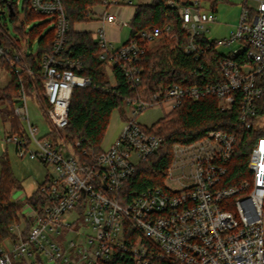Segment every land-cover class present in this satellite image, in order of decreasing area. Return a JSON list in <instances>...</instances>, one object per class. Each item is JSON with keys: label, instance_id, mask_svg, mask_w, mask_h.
<instances>
[{"label": "built area", "instance_id": "built-area-1", "mask_svg": "<svg viewBox=\"0 0 264 264\" xmlns=\"http://www.w3.org/2000/svg\"><path fill=\"white\" fill-rule=\"evenodd\" d=\"M254 1L247 5L245 0L238 24L220 39L206 36L207 23L217 21L208 0L166 1L177 9L185 43L168 24L144 28L138 37L114 46L99 25L94 38L103 48L101 58L122 68L131 87L142 82L136 65L140 57L164 36L175 38L194 61L202 59L200 69L213 67L207 79L192 71L147 98H128L130 114L122 130L108 148L97 150L83 139L70 140L66 130L75 89L91 86L93 80L81 73V61L62 55L70 26L62 1L31 0L35 12L53 18L56 33L52 51L40 62L38 88L51 127L40 134L30 120L24 76L34 75L26 60L32 51L0 41L6 71L19 77L15 113L23 125L21 133L11 126L0 129V140L48 168L38 186L48 204L35 209L27 195L17 200L25 224L11 226L16 237L11 248L0 249V264H264V0ZM123 5L135 2L101 0L83 22L130 27L131 20L116 12ZM207 95L216 97L222 111L237 105L242 129L261 131L250 153V176L226 184L238 136L211 129L193 142L173 146L174 158L164 173L179 188L168 187L165 179L163 187L124 192L137 165L164 141L145 129L139 114L151 106L170 111ZM62 234L65 239L59 241Z\"/></svg>", "mask_w": 264, "mask_h": 264}, {"label": "trees", "instance_id": "trees-1", "mask_svg": "<svg viewBox=\"0 0 264 264\" xmlns=\"http://www.w3.org/2000/svg\"><path fill=\"white\" fill-rule=\"evenodd\" d=\"M65 8L70 26L67 34V42L63 56L81 61L83 69L81 73L91 77L92 85L76 88L70 106L69 123L66 127L70 140L75 138L89 142L97 150L102 148L101 142L110 122L114 109L121 107L128 98H147L154 92L174 82H181L190 72L198 71L199 78L207 79L212 72L210 65H199L203 60L194 61L177 46L175 38L163 37L152 45L143 54L136 65L142 69V82L139 86L131 87L124 77L122 68L110 65L114 79L111 80L107 68L108 61L101 58L103 48L95 40L91 32L81 31L75 28V23L87 19L88 10L101 0H61ZM167 0H150L138 3L130 23V37H138L140 30L144 28L163 27L173 24L174 32L180 37V43H185L186 35L181 29V21L176 8L168 7ZM217 0H212L215 5ZM0 41L10 46L15 44L17 48L25 50L26 60L34 69L33 77L24 76L25 86L31 90L41 86L42 57L49 54L53 48L55 28H50L45 34L43 29L51 20H45L30 28H26L36 19H44L47 15L35 12L31 0H25L23 6H19L17 0H0ZM15 22L16 29L22 37L10 34L5 14ZM5 20V21H4ZM43 32V33H42ZM38 39V49L33 51V42ZM128 39V40H129ZM2 61V60H1ZM2 65L8 70V65L2 61ZM215 66V64H214ZM19 77L10 75L9 82L0 85V103L5 104L0 108V117L10 124L12 132H22L23 125L15 113V105L20 98ZM35 84V88H34ZM95 86V87H93ZM239 108L236 105L231 111H222L218 100L214 96H204L198 100H185L180 106L158 119L153 126L146 127L148 132L160 135L164 138L163 144L157 152L147 160L141 161L134 174L126 181L124 192H138L151 187L164 186L168 169L173 161V146L176 143H190L206 134L211 129L223 130L235 133L238 141L235 154L229 163V171L226 179L227 185L239 183L250 176L248 162L250 153L257 141L260 130L242 129L239 122ZM2 158V159H1ZM0 171V241L2 239H15L16 235L11 226L20 222V213L23 204L11 198L12 190L20 184L13 175L8 159L2 155ZM28 203L35 209H41L48 204V198L36 189L27 196ZM30 220H27V225ZM24 233L27 232V227ZM24 264V263H17ZM166 264V263H165ZM168 264V263H167Z\"/></svg>", "mask_w": 264, "mask_h": 264}, {"label": "rangeland", "instance_id": "rangeland-1", "mask_svg": "<svg viewBox=\"0 0 264 264\" xmlns=\"http://www.w3.org/2000/svg\"><path fill=\"white\" fill-rule=\"evenodd\" d=\"M19 2V6L22 7L25 0H17ZM135 3H141L142 1L147 0H133ZM211 6L215 9L217 15V21L207 23L208 31L206 32V36L212 39H220L224 37H228L236 25L239 22L241 17L242 9L245 0H217L215 5H212V0H208ZM254 0H246L247 5L254 4ZM207 11L212 10L210 7H206ZM2 6L0 5V10ZM6 21L8 24V28L10 34L15 37H22V34L16 29L15 22L10 18L8 12L5 14ZM52 17L47 16L44 19H36L33 20L26 28V32L30 31V28L41 23L45 20H51ZM5 21V20H4ZM53 27V23L48 22L43 29V34H45L50 28ZM130 32L129 26H123L121 29L122 37L125 38ZM159 42V41H157ZM156 42V43H157ZM155 44V43H154ZM152 44V45H154ZM151 45V46H152ZM237 44L235 43L234 46ZM233 46V47H234ZM38 39L33 42V51H37L38 49ZM223 52H227L230 50L228 47H220L219 48ZM111 64L108 62L107 68L108 71L111 69ZM9 71H6V68L2 65V61L0 59V85L3 86L9 82L10 79ZM109 76L112 79L113 73L111 70L109 71ZM27 90V99H28V108L30 114V120L34 123L39 129L40 134H44L48 132L50 129V123L46 112L42 106L41 100L38 93V88L31 90L26 88ZM5 104L0 103V108L4 107ZM166 112V108L163 106H151L147 109H144L138 116L139 121L148 127L153 126V124L160 119L164 113ZM130 114V106L127 103H124L121 107H117L113 110L110 118V122L107 126L106 132L101 142L102 148H108L112 142L115 140L119 132L122 130L124 126V121L129 117ZM7 122H4L0 117V129L4 131L8 128ZM2 137L3 134H0ZM5 154V158L8 159L10 163L11 170L13 175L19 182V186L15 187L12 190L11 198L14 201H17L23 195H31L33 191L38 189V186L42 181L45 180L49 170L44 166L39 160L32 159L29 156L20 155L14 144L12 143H2L0 142V158ZM2 159V158H1ZM0 171H1V160H0ZM166 183L168 187L170 186L172 189L179 188L180 184L170 179L169 177L166 179ZM20 223L22 227L25 224L24 218L20 217ZM15 231V229H14ZM10 239V238H6ZM2 239V241L6 240ZM64 238V234L58 237V240L61 241ZM0 241V242H2ZM7 242L0 244V249L5 247Z\"/></svg>", "mask_w": 264, "mask_h": 264}, {"label": "crops", "instance_id": "crops-1", "mask_svg": "<svg viewBox=\"0 0 264 264\" xmlns=\"http://www.w3.org/2000/svg\"><path fill=\"white\" fill-rule=\"evenodd\" d=\"M150 0L147 1H143V2H149ZM138 3H135V5H123L121 7L116 8V12L118 13V15L122 18L125 19H132L133 15L135 13V10L137 7ZM96 10H100L99 7L96 8ZM75 28L81 31H85V32H91L92 35H94V30H96L98 28L99 25H103L105 33L107 34V37L109 38L110 42L114 44V46H121V44L125 43L129 37H130V32L127 36H125V38L122 37L121 34V29L123 26L120 25H116V24H112V23H107V22H97V20H93L92 22H88L85 23L83 21L77 22L75 23ZM95 37V35H94ZM93 37V38H94ZM112 65V64H111ZM8 126H10L9 123H7ZM0 142L3 143V141L0 140ZM5 143V142H4ZM13 240L14 239H6L2 242H0V244H3L4 242H7L5 245V247L3 248H11L13 245Z\"/></svg>", "mask_w": 264, "mask_h": 264}]
</instances>
